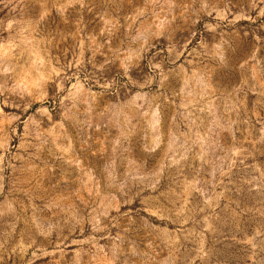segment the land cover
<instances>
[{
    "label": "rangeland",
    "instance_id": "obj_1",
    "mask_svg": "<svg viewBox=\"0 0 264 264\" xmlns=\"http://www.w3.org/2000/svg\"><path fill=\"white\" fill-rule=\"evenodd\" d=\"M0 264H264V0H0Z\"/></svg>",
    "mask_w": 264,
    "mask_h": 264
}]
</instances>
